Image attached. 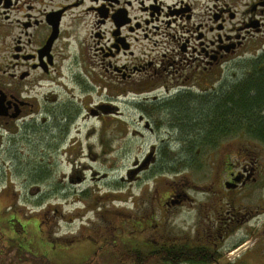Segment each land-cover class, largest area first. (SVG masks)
I'll return each instance as SVG.
<instances>
[{
    "label": "flooded vegetation",
    "instance_id": "obj_1",
    "mask_svg": "<svg viewBox=\"0 0 264 264\" xmlns=\"http://www.w3.org/2000/svg\"><path fill=\"white\" fill-rule=\"evenodd\" d=\"M86 23L89 30L83 36L81 30ZM260 57L264 58V0H0V160L7 159L11 165H17L16 161L30 156L35 138L46 142L37 141L43 145V151L59 150L61 145H56L66 141L69 129L83 112L89 118L113 119L122 116L117 103L124 102L139 113L137 122H144L145 128L154 129L161 137L145 157L149 165L137 172L140 176L163 156H183V141L177 144L180 137L174 131L176 123L166 111L170 103L179 98L191 100L219 93L231 77H242L245 63ZM50 83H61L64 99L60 100V95L51 90ZM69 83L75 85L71 93L67 89ZM76 88L82 94L100 92L103 100L93 106H79L74 99ZM48 103L55 107H49ZM63 114L66 118L57 121ZM51 131L55 135L52 136ZM49 133L56 139L54 142L41 138ZM197 154L203 153L198 151ZM256 168L254 165L251 172L253 183L260 176L253 173ZM249 179L239 172L233 179L238 183L229 184L244 186ZM30 181L26 178L23 183ZM181 181H175L160 202L164 218L174 209L201 207L187 189L199 186ZM262 192V189L256 191L257 194ZM151 197L153 201L144 198L132 203L134 212L142 214L146 208H150V212L146 216H134L137 222L127 236L135 235L136 242L128 243V247L146 256V245L156 252L189 245L181 241L183 238L178 239L179 236H174L173 241L165 237L137 238L138 230L143 228L140 226L150 228L163 222L155 217L157 195ZM23 204L29 202L23 201ZM226 206L229 224L245 217L241 212L245 209L236 207L235 200L226 201ZM238 214L240 218H236ZM262 216L264 210H255L251 223ZM33 219L22 220L12 212V217L6 220V229L12 237L23 236L19 245L25 247L20 250L23 261L28 262L29 257V264H51L50 251L41 253L45 240L38 232V220L33 223ZM1 220L0 216V235L3 232ZM31 226L34 234L37 230V246L27 239L26 229ZM12 237H9L11 242ZM220 238L223 239L224 234ZM245 241L224 244V248L232 251ZM105 242L113 248L116 245L114 238ZM189 246L213 248L217 252L223 249L217 243L207 246L195 242ZM28 254L33 255L36 262ZM15 255L12 252L4 257L0 247V264H13L9 257L15 259ZM241 261L233 264H248ZM96 264L102 263L97 261ZM141 264L188 263L164 261L158 256L152 260L143 257Z\"/></svg>",
    "mask_w": 264,
    "mask_h": 264
},
{
    "label": "rangeland",
    "instance_id": "obj_2",
    "mask_svg": "<svg viewBox=\"0 0 264 264\" xmlns=\"http://www.w3.org/2000/svg\"><path fill=\"white\" fill-rule=\"evenodd\" d=\"M88 23L81 30L83 36L89 30L86 27ZM234 79L233 76L230 81ZM50 84L51 90L60 95V100L64 99L61 83ZM74 86L68 84L70 93ZM79 91L76 88L77 96L74 98L79 106H93L103 100L100 92L82 94ZM117 104L122 116L113 119L107 116L89 118L83 112L79 121L69 129L66 141L56 145H61L59 150L43 151L42 144L46 142L35 138L30 156L16 161L17 165H11L7 159L0 160V216L3 218L0 247L6 250L11 242L9 237L12 234L5 223L14 212L22 220L34 218L33 223L38 220V232L45 240V247L42 246L40 252L50 251L51 264H96L97 261L101 262L100 256H110L103 253L117 250L106 240L111 241L117 230L129 235L137 222L135 217L146 216L150 212V208H146L142 214L134 212L132 202L144 198L153 201L151 196L157 195L155 217L163 222L150 228L136 226V229L140 228L137 238L165 237L173 241L174 236H179L178 239L183 238L181 241H187L189 245L200 242L212 246L217 243L223 249L219 252L220 258L211 264L242 263L241 259L248 264H264V216L251 223L255 210H264V143L249 141L246 135L240 134L222 140L214 148L197 145L194 149L203 153L199 155L202 163L200 170L156 176L147 172L138 176L139 167L136 166L146 160L151 146L157 145L161 137L154 129L145 128L144 122H137L139 113L133 107L124 105V102ZM47 105L55 107V104ZM51 134L53 136L55 132L51 131ZM51 134L40 136L44 141L50 138L54 142L56 139H52ZM110 153L114 156H109ZM254 165L260 170V173L257 168L253 171L260 175L255 183L251 180ZM37 166L44 170L35 177L32 170ZM239 172L250 179L244 186L231 185L235 184L233 179L238 177ZM26 178L31 181L24 184ZM181 179V182L199 186L187 189L194 201L201 203V207L198 210L191 207L174 209L164 218L160 202L173 183ZM147 189L149 192H146ZM258 189L263 192L257 194ZM230 200H235L236 207L245 209L241 210L245 217L238 223L229 224L227 220L226 201ZM23 201L29 204L24 205ZM128 216L130 219H127ZM240 217L241 214H238L236 218ZM32 227L26 229L27 239L37 246V230L34 234ZM182 228L184 230L181 231ZM15 229L18 230V227ZM222 234L223 239L220 238ZM244 240L241 246L232 251L224 248V244ZM99 247L104 249L98 250ZM3 254L5 256L6 252L3 251ZM21 259L16 258L13 264L30 262L29 257L28 262Z\"/></svg>",
    "mask_w": 264,
    "mask_h": 264
},
{
    "label": "trees",
    "instance_id": "obj_3",
    "mask_svg": "<svg viewBox=\"0 0 264 264\" xmlns=\"http://www.w3.org/2000/svg\"><path fill=\"white\" fill-rule=\"evenodd\" d=\"M242 70L240 79L229 80L217 94L193 97L191 100L190 98H179L166 107V111L176 123L174 131L180 137L177 144L183 141L181 147L184 152L183 156L178 158L160 156L161 158L147 171L151 172L150 175L168 173L174 175L187 170H200L202 168L201 158L197 154L198 151L194 149L197 145L214 148L222 140L240 134L246 135L249 141L264 143V58L248 61L243 65ZM188 102L192 105L189 106ZM65 118L63 114L57 121ZM42 170L44 168L37 166L32 170V175L37 177ZM114 234L117 250L103 253L109 254L110 257L100 256L102 264H141L143 257L152 260L158 256L164 261L171 260L176 263L183 260L188 264H211L220 258L219 252L213 248L190 247L188 244L162 248L161 253L153 251L150 246L146 245L147 255L143 256L139 251L127 245L136 242L135 235L127 236L120 230ZM22 238L21 235L12 237L13 242H10L6 250L3 249L6 252L5 256L13 252L16 253L15 259L23 257L20 255L23 247L19 246L23 242ZM28 255L36 262L33 255ZM15 259L9 257L12 263Z\"/></svg>",
    "mask_w": 264,
    "mask_h": 264
},
{
    "label": "water",
    "instance_id": "obj_4",
    "mask_svg": "<svg viewBox=\"0 0 264 264\" xmlns=\"http://www.w3.org/2000/svg\"><path fill=\"white\" fill-rule=\"evenodd\" d=\"M0 114H2L1 108H0ZM147 162H148V160H145L138 169L140 170L141 168H143L146 165ZM135 172L136 171H133L132 173H135Z\"/></svg>",
    "mask_w": 264,
    "mask_h": 264
}]
</instances>
